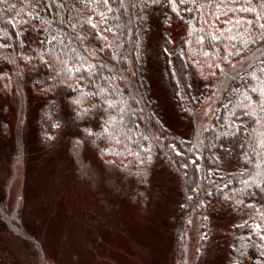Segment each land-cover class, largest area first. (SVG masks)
<instances>
[{
    "label": "trees",
    "instance_id": "obj_1",
    "mask_svg": "<svg viewBox=\"0 0 264 264\" xmlns=\"http://www.w3.org/2000/svg\"><path fill=\"white\" fill-rule=\"evenodd\" d=\"M155 19L184 29L162 64L187 138L162 121L146 76ZM27 89L61 93L104 159L140 178L160 159L179 177V246L190 214L222 204L242 218L231 264H264V0H0V92L23 103ZM55 108L39 110L44 140L57 135Z\"/></svg>",
    "mask_w": 264,
    "mask_h": 264
},
{
    "label": "rangeland",
    "instance_id": "obj_2",
    "mask_svg": "<svg viewBox=\"0 0 264 264\" xmlns=\"http://www.w3.org/2000/svg\"><path fill=\"white\" fill-rule=\"evenodd\" d=\"M183 32L152 20L146 76L162 121L187 138L191 120L180 115L162 64L164 41ZM16 92H0L7 122L6 131L0 129V264H231L237 240L231 228L240 216L222 204L192 213L179 246L181 180L162 160L140 178L102 157L73 123L61 93L41 97L27 89L22 103ZM50 100L59 126L44 140L39 110ZM87 122L97 128V120Z\"/></svg>",
    "mask_w": 264,
    "mask_h": 264
},
{
    "label": "snow or ice",
    "instance_id": "obj_3",
    "mask_svg": "<svg viewBox=\"0 0 264 264\" xmlns=\"http://www.w3.org/2000/svg\"><path fill=\"white\" fill-rule=\"evenodd\" d=\"M105 2H106V0H105ZM243 11H251L250 9H243Z\"/></svg>",
    "mask_w": 264,
    "mask_h": 264
}]
</instances>
